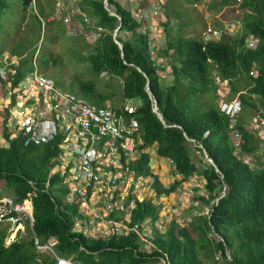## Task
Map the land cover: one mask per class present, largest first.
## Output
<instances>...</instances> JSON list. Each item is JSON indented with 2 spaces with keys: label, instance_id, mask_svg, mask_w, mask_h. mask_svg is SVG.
Returning <instances> with one entry per match:
<instances>
[{
  "label": "trees",
  "instance_id": "16d2710c",
  "mask_svg": "<svg viewBox=\"0 0 264 264\" xmlns=\"http://www.w3.org/2000/svg\"><path fill=\"white\" fill-rule=\"evenodd\" d=\"M107 1L108 5L115 6L119 18L110 13L102 0L77 2L81 10L97 17L105 29L90 44L82 33L67 34L59 18L42 22L41 18L46 19L53 12L57 0H35L34 3L20 0L19 17L10 18L15 20L13 23L27 27L25 34L9 49L11 55L20 56L14 72H8L11 82L15 85L32 70L35 58L43 73L66 87L57 73L49 70V60L55 65L57 58L51 57L41 43L38 47L36 41L41 35L44 44L46 40L54 42L57 36L67 38L71 49L78 51L76 59L90 74L86 78L74 77L67 84L72 87L67 88L97 104H105L114 95L113 91L106 93L99 88V76L106 71L109 77L104 86L115 87L120 82L122 98L133 99L137 104L128 117H136L141 142L137 144V156L128 165L137 175L152 177L151 188L157 195L174 191L189 175H200L205 191L195 193L194 199L202 206L212 201L210 214L192 215L184 225L171 217L163 232L155 231L150 252L138 255L133 253L138 245L134 234L99 240L71 232L70 214L56 206L64 190L62 177L59 171L50 173L59 137L41 143L25 142L21 131L12 134L8 130L6 115L2 116L3 136L7 142L0 143V187L17 199L29 198L35 232L42 239L54 234L56 250L65 256L75 252L73 257L83 264H152L147 255L156 260L162 253L169 264H203L202 256L209 257L214 264H264V153L259 151L262 137L255 128L250 130L243 124L247 108L264 117V0L239 3L240 8H245V16L243 29L235 36L203 39L178 31L168 36L166 47L159 55L167 58L171 71L169 83L162 81L160 59L150 51L147 31L141 29L127 7L117 0ZM235 1L221 0L220 4ZM10 6V0H0V33L4 35L18 29L12 25L2 26V17L13 11ZM165 15L167 19L171 17L169 11ZM50 24L54 32L48 30ZM118 25L115 38L122 47L113 37ZM249 34L257 38V45L245 48L243 44ZM4 51L5 44L1 42L0 53ZM252 68L256 73L251 75ZM215 77L226 82L228 98L237 96L242 103L237 119L239 150L231 137L229 119L216 99ZM153 101L161 117L153 110ZM151 145L156 147L157 156L172 160L171 169L181 174L180 178H173L167 185L160 180L152 170L151 155L146 150ZM245 155H253L258 166L253 167L244 159ZM29 180L33 181V186ZM223 188L224 194L215 199ZM157 208L151 200L138 201L133 219L147 214L156 217ZM211 231L221 238L209 236ZM5 233L6 226L0 224V264L52 263L48 254L34 250L29 229L9 244L4 242ZM80 244L85 247L83 250L79 249Z\"/></svg>",
  "mask_w": 264,
  "mask_h": 264
},
{
  "label": "built area",
  "instance_id": "2783aa9c",
  "mask_svg": "<svg viewBox=\"0 0 264 264\" xmlns=\"http://www.w3.org/2000/svg\"><path fill=\"white\" fill-rule=\"evenodd\" d=\"M103 1L107 3V0ZM69 12L79 14L73 4ZM55 13L59 15L60 10L56 9ZM80 18L90 24L86 32L88 40H96L101 35L102 27L87 14L81 13ZM64 20L70 22V17L65 16ZM255 40L249 37L246 46L253 47ZM17 62L16 56L8 53L0 55V88L2 80L7 82L4 85L7 120L14 129L12 132L17 130L25 135V142L41 143L59 137V148L52 157L54 163L50 173L59 171L62 177L64 190L56 206L70 214L71 232L88 239L104 240L134 234L139 242L133 248L134 254L148 252L154 229L163 230L166 223L160 213L156 218L148 215L133 219L138 201L148 195L147 178L138 176L128 165L137 153L140 142L137 137L138 121L134 116L128 117L137 104L129 100L125 102L123 111H116L108 104H97L61 87L36 67L29 76L11 87L8 72H14L13 66ZM249 73L255 74L256 71L251 69ZM214 83L220 109L229 116L233 127L241 110V101L238 97L227 98L225 81L215 78ZM262 126L264 119L260 118L245 124L250 130H257V127L259 130ZM231 133L239 150L240 132L234 128ZM29 183L33 186V181L29 180ZM45 184L48 185V180ZM183 193L189 194L191 189L183 190ZM223 193L224 190L220 195ZM64 205H69V208H64ZM168 208L171 211L175 209L170 205ZM210 210V205H205L201 211L191 206L193 214L209 213ZM187 221L185 218L180 222L185 224ZM0 224L6 226L5 244L17 240L29 229L34 250L48 254L52 264H81L58 253L54 235L42 239L35 232L29 198L17 199L1 187ZM79 249H84V246L80 244ZM147 257L152 259V264H169L165 254L157 255L156 260L152 255Z\"/></svg>",
  "mask_w": 264,
  "mask_h": 264
},
{
  "label": "crops",
  "instance_id": "0c3cea01",
  "mask_svg": "<svg viewBox=\"0 0 264 264\" xmlns=\"http://www.w3.org/2000/svg\"><path fill=\"white\" fill-rule=\"evenodd\" d=\"M79 0H76L78 2ZM120 3L127 7L134 17H136V21L139 22V25L142 30H146L149 38V48L150 51H153L152 49H156L153 51V56L157 57L161 61H165L167 59L165 56L159 55V51L164 49L166 47V40L168 36H171V34L176 33L177 31L182 34H195V31L193 29H198V21L194 18V16H201L203 20L204 27L202 28L201 33H206L207 37H217L221 38L222 34L225 38H228L229 35L226 37V33L229 34L228 25L232 23L233 25L236 23L238 28H242L243 18L245 16V11L240 8L239 4L233 3V4H224L221 5V0H212V1H199L198 5H193V1L195 0H119ZM187 1H190L192 7L190 6V12H186L181 10L180 13L183 14L184 19L182 21H179L175 14V9L179 8L183 3H186ZM70 2H73L74 7H76L75 0H70ZM161 11L155 16L151 13V11L155 8H160ZM172 8V9H171ZM174 8V10H173ZM173 10V11H172ZM166 11H169V14L171 17L167 19V16L165 15ZM142 12V16L140 19V13ZM218 20V21H217ZM210 21V22H209ZM212 21V22H211ZM214 22V23H213ZM211 24L212 29L210 31H204L206 24ZM210 25V26H211ZM224 25V26H223ZM227 25V26H226ZM208 28V27H207ZM199 31V29H198ZM164 35V38L162 40H159L158 35ZM203 33V34H204ZM201 34V36H203ZM232 36H235L236 34H231ZM208 38V39H210ZM160 61V62H161ZM4 99V95L1 92L0 95V143H6V139L3 136V123H2V106L1 103ZM4 100H7V96ZM109 104V103H106ZM155 149V155L153 158H151L150 163L152 170L158 174L159 178H161L160 173H158V169L162 163L165 164L166 160L163 157L157 156L156 154V147L153 145ZM263 159V158H262ZM167 165V163L165 164ZM171 168V167H170ZM172 173V169H171ZM176 174H173L175 176ZM165 176V175H164ZM196 180L204 182V179L200 175L192 174L189 175L185 180L181 182L182 186H188L190 187L192 183L196 184ZM197 185V184H196ZM204 187L200 183L196 186V191L198 188ZM204 192V191H200ZM172 198L178 199V197L181 195L179 191H173L171 194ZM176 195V196H174ZM181 197V196H180ZM185 201V197L183 198ZM182 202V204H186L185 202ZM184 206V205H183ZM197 207H202V203H198ZM164 213V212H163Z\"/></svg>",
  "mask_w": 264,
  "mask_h": 264
},
{
  "label": "rangeland",
  "instance_id": "374dc122",
  "mask_svg": "<svg viewBox=\"0 0 264 264\" xmlns=\"http://www.w3.org/2000/svg\"><path fill=\"white\" fill-rule=\"evenodd\" d=\"M117 1H119V0H117ZM10 4H11L10 7H12L13 11L6 12L4 17H2V19H1L2 26H3V28H5L7 25H12V26L18 27V29L14 28L11 33L6 34V35H4V32L0 33V43L1 42L4 43L5 48L8 51L20 39L21 35L25 34L24 31L27 27L26 24L25 25L19 24V22L13 23L15 20L12 21L13 19L10 18V16L19 17L18 16V14H19L18 9H20V0H10ZM190 6L192 7L190 1H187L186 3H183L179 8H176L175 15L177 18H179L178 19L179 21H182L184 19L183 14L180 13V11L181 10L184 11V9H185L186 12H190L189 11ZM194 18L198 21L197 28L199 29V31H198V29H193V31H195V35H197L199 38H203L205 36L203 34L204 32L201 33L202 28L204 27L203 20H202L203 17L201 18V16L198 15V16H194ZM210 25L211 24H209V23L206 24L204 31H206L207 27H210L212 29L213 25H211V26ZM227 25L229 26L228 30H227L229 32V34L226 33V37L228 35L230 37L231 34H238L242 31V28H238L236 23L234 25L232 23L227 24ZM49 27H50V28H48L49 31L51 29L53 30V32L55 31V29L52 27V24H50ZM201 34H203V36H201ZM71 35H73V34H71ZM158 35H160V33ZM222 37L225 38L223 34H222ZM163 38H164V35H160L158 39L162 40ZM33 39H35V38H33ZM36 43H38V40L36 41ZM38 45H40V42L38 43ZM41 45H43L44 49L51 54V57L57 58V63L55 65L52 64V60H49V62H48L49 70L55 71L57 73L58 79L63 82V84L66 86V88L72 87V86H69L67 84L74 77L86 78L90 75L88 72H86V70L82 66V62H79L76 59V53H78V51L74 52L71 49L70 42L67 38L57 36V38L54 42H50L49 40H46L45 44L41 43ZM152 50L155 51L156 49L153 48ZM162 56H164V55H162ZM160 64H161L160 71H161L162 79H163L162 81L164 83L171 82V71H170V67H169L167 59H165V61H161ZM108 77L109 76L106 73H101V75L99 76V88L104 90V92H106V93L113 91L114 95L109 100H107L106 103H109L110 105H114V106H120L124 102L123 98H122V94H121L122 90H121L120 82L115 87H106V86H104V83L107 82ZM253 114H254L253 110L247 108L243 118L251 119V117H253V116H255V117L258 116V114H254V115ZM260 125L261 124L259 123V126ZM258 127H257V130H258ZM259 132H260L259 134L262 137H264V126L259 128ZM147 150L150 152L151 158H153L155 155L154 147L150 146L147 148ZM198 157H200L199 154H198ZM244 159L249 161L253 167H257V164L254 162V156L253 155H245ZM263 159H264V157H263ZM165 164H166V162H165ZM165 164L162 163L160 165V167L157 169H158V173H160V175H161L160 180L162 182H164V184L167 185L173 178H172V174H171L170 164H168V163H167V165H165ZM198 183H199V185H200V183L203 185L202 181L196 180L197 185H198ZM198 188L199 189H197L196 193H199L200 191H205L204 187L200 188L198 186ZM147 193L150 195L152 200L158 201L159 197L154 196V191L149 188V185H147ZM174 196H176V195H174ZM147 197H148V195H147ZM176 198H172L170 193L168 194V196L162 197L163 205L161 206V209H162L161 213H162V216L167 218V219L172 214L179 221H181V220L185 219L182 215L183 212L185 214H188V210L186 207L190 208V206L188 205L189 201H184L186 204H182V201H179L182 205L186 206V207L183 206L182 210H181V208L177 206L178 200L176 201ZM169 205L172 207H175V209L171 211V209L168 208ZM179 210H181L182 214L179 212ZM202 258H203V264H214L209 257L202 256Z\"/></svg>",
  "mask_w": 264,
  "mask_h": 264
},
{
  "label": "clouds",
  "instance_id": "9594fccd",
  "mask_svg": "<svg viewBox=\"0 0 264 264\" xmlns=\"http://www.w3.org/2000/svg\"><path fill=\"white\" fill-rule=\"evenodd\" d=\"M33 3H34V1L35 0H31ZM103 1V0H102ZM199 1L201 2V1H212V0H195V1H193V5H198L199 4ZM242 0H236L235 1V3H237V4H239L240 2H241ZM120 2V1H119ZM75 3H76V7L78 8V11H79V14H73V13H70L69 12V9H71V5L73 4V2L71 3L70 2V0H57V2H56V4H55V7H54V9H53V12L49 15V17H47L46 19H43V18H41L42 19V22L44 23V21L46 22V21H48V20H50V19H53V18H59V19H61L62 20V22H63V25H64V27H65V31H66V33L67 34H69V35H71V34H76L77 32H79V33H82L83 35H84V37H85V39H86V41L88 42V43H94L102 34H103V32H104V28H103V26H101L100 24H99V22H98V19H97V17H95L93 14H91V13H89V12H86V11H84V10H81L80 8H79V6L77 5V2H76V0H75ZM103 3H104V1H103ZM104 5L107 7V9H109L110 10V13L111 14H115L118 18H119V16L117 15V13L115 12V6L114 5H108V1H107V3L105 4L104 3ZM56 9H59L60 10V14L59 15H56ZM161 11V6H160V8H155V9H153L152 11H151V13L153 14V15H157L159 12ZM81 13H84V14H87V15H89L90 17H92L93 18V22H95V23H97L98 25H100L101 27H102V32H101V35L96 39V40H94V41H89L88 40V38H87V35H86V32H87V27H89L90 26V24H86V23H84L83 22V20L80 18L81 17ZM133 15V14H132ZM143 14H142V12L140 13V19H141V16H142ZM65 16H68V17H70V22H65V20H64V17ZM134 17V16H133ZM134 18H136V17H134ZM44 20V21H43ZM138 22V21H137ZM118 27H119V25L117 26V27H115L114 28V30H113V37H114V39H115V42H117V44H118V42H120L119 40H117L116 38H115V36H116V32H117V29H118ZM207 31H210V30H213V29H211L210 27H208L207 29H206ZM204 37H203V39H208V38H210V37H207V35H206V33H204ZM253 37V38H255L256 40H255V45L253 46V47H255L256 45H257V38L253 35V34H249V35H247V38H246V40H245V43L243 44V46L245 47V48H250V47H248V46H246V41L249 39V37ZM211 38H213V37H211ZM215 38H217V37H215ZM42 35H41V37H40V39H39V41H38V43L40 42V43H42ZM121 43V42H120ZM119 45V44H118ZM38 47H39V45H38ZM38 51V49L36 50V52ZM3 53H8V54H10L9 53V51L8 50H6V51H4V52H2V53H0V55H2ZM11 55V54H10ZM12 56H16L17 58H18V62H17V64L16 65H14L13 66V68L14 67H16L18 64H19V60H20V56L18 55V54H14V55H12ZM32 64H33V69L32 70H30V71H28L26 74H25V76L23 77V78H21L20 80H22V79H24V78H26L27 76H29L30 75V73L34 70V68L36 67L37 69H38V71L39 72H41V73H43L38 67H37V64H36V60H35V58H33L32 59ZM252 69H254V68H252ZM255 70V69H254ZM256 71V70H255ZM9 72H11V71H9ZM250 72V71H249ZM12 73V72H11ZM102 73H106V71H103ZM43 74H45V73H43ZM107 74V73H106ZM250 74V73H249ZM45 75H47V74H45ZM252 75V74H251ZM47 76H49V75H47ZM10 77V76H9ZM49 77H51V76H49ZM53 80H54V82L57 84V82L55 81V79L53 78V77H51ZM215 78H218V77H215ZM215 78H214V80H215ZM220 79V78H219ZM19 80V81H20ZM18 81V82H19ZM17 82V83H18ZM2 83H3V85H2V87L0 88V95H1V92L3 93V95H4V99L6 98V95H5V91H4V85L5 84H7V82L5 81V80H2ZM16 83V84H17ZM15 84V85H16ZM10 85H11V87H15V85H13V83L11 82V78H10ZM59 85V84H58ZM214 85H215V83H214ZM61 86V85H60ZM61 87H63V86H61ZM63 88H65V89H68V88H66V87H63ZM68 90H70V89H68ZM70 91H72V92H75V91H73V90H70ZM215 92H216V87H215ZM76 93V92H75ZM78 94V93H77ZM80 95V94H79ZM81 96H83V95H81ZM216 99H217V102H218V95H217V93H216ZM13 96H11V98H12ZM85 97V96H84ZM235 97H237V96H234L233 98H235ZM14 98V97H13ZM228 98V97H227ZM3 99V101H2V103H1V106H2V110H1V113H2V116L3 115H6V121H7V123H8V130L12 133V134H14V133H16L17 132V130H16V132H12V131H14V129L12 128V126H11V123H9L8 122V120H7V111H6V106H7V102H6V100H4ZM228 99H232V98H228ZM129 100H132L135 104H136V102L133 100V99H126V98H124L123 99V103L120 105V106H117V107H115V106H113V105H110V104H108V105H110L114 110H116V108H119V110H116V111H123L124 110V104H125V102L126 101H129ZM91 101V100H90ZM94 102V101H93ZM96 103V102H95ZM106 104V103H105ZM102 105V104H101ZM218 105H219V103H218ZM137 106V105H136ZM156 106V104L154 103V101H153V110L154 111H156V112H158L157 111V106ZM219 108H220V106H219ZM221 110V109H220ZM241 110H242V103H241ZM241 110H240V112H239V114H238V116H237V119L239 118V115H240V113H241ZM135 111V110H134ZM222 111V110H221ZM224 112V111H223ZM225 113V112H224ZM124 114H128V113H124ZM226 114V113H225ZM227 115V114H226ZM262 116V115H261ZM227 117H228V119H229V125H230V118H229V116L227 115ZM255 116H253V117H251V119H245L244 118V121H243V124H244V126H245V124L247 123V122H249L250 120H252L253 118H254ZM263 117V116H262ZM262 117H260V115H258V116H256L255 118H260V119H264V117L262 118ZM136 118V117H135ZM139 125V124H138ZM231 126V125H230ZM231 132H232V130L235 128V129H238V126H237V121H236V123L233 125V127L231 126ZM239 131V130H238ZM258 133H260L259 132V130H256ZM240 132V131H239ZM139 135H137V137H138ZM231 137H232V133H231ZM262 137V136H261ZM140 139V138H139ZM232 140H233V138H232ZM140 142H141V139H140ZM233 142H234V140H233ZM139 143V142H138ZM235 144V143H234ZM262 145V146H261ZM261 145H260V149H259V151H261V152H263L264 153V137H262V143H261ZM151 146H153V145H151ZM148 147H150V146H147L146 147V150H147V148ZM138 148V147H137ZM138 152H139V150L137 151V153L131 158V159H133V158H135L136 156H137V154H138ZM264 155V154H263ZM161 157V156H160ZM264 157V156H263ZM164 158V157H163ZM205 158L209 161V162H212V159L211 158H209V157H207V155H205ZM165 160H166V163H168V164H171L172 163V160L171 159H169V158H164ZM263 161H264V159H263ZM258 166V165H257ZM51 170V169H50ZM133 170V169H132ZM134 171V170H133ZM135 172V171H134ZM172 175L173 174H176L175 176H173L172 178H175V177H177V178H180V176H181V174H179L178 172H174L173 173V169H172V173H171ZM138 176H144V177H146L147 178V180H148V185H149V188L150 189H152L151 188V179H152V177L150 176V175H138ZM173 180V179H172ZM171 180V181H172ZM182 182V181H181ZM164 183V182H163ZM203 184H204V182H203ZM196 184L195 183H192L191 184V186L190 187H188V186H182L181 185V183L177 186V188L174 190V191H179V193H181V197L179 196L178 197V199H176V201H177V206L178 207H180L181 208V210H182V207H183V205L179 202V201H184L183 200V198L185 197V201H189V203H188V205L190 206V208L189 207H186V206H184V207H186L187 208V210H188V214H185L184 212H183V214L181 213V210H179V212L183 215V217L184 218H187L188 219V221H187V223L190 221V219H191V216L192 215H195V214H193L192 213V211H191V206H193V207H195V209H197L198 211H201L202 209H203V207L205 206V205H203L202 206V208L201 209H199V207H197V204H198V201L196 200V199H194V194L196 193ZM3 189V188H2ZM146 189H147V187H146ZM189 189H191V193H189V194H187V193H183V190H189ZM4 191H6L5 189H3ZM153 190V189H152ZM222 190H224V188L222 189ZM222 190L220 191V193L222 192ZM154 191V190H153ZM7 192V191H6ZM173 192V191H172ZM172 192H170V194L172 193ZM8 193H10V192H8ZM220 193H219V195L215 198V199H218L221 195H220ZM12 194V193H11ZM148 194V193H147ZM169 194V193H168ZM168 194H164V193H162V194H159V195H157V194H155L154 193V196H158L159 198H158V201H156V200H152V198L150 197V195L147 197V198H145V199H143V200H146V199H148V200H151L154 204H156L157 205V211H158V215L157 216H159L160 214H162L161 213V206L163 205V200H162V197H166V196H168ZM224 194V193H223ZM222 194V195H223ZM161 197V198H160ZM142 201V200H141ZM211 204H212V201L210 202V203H208L207 205H210L211 206ZM211 211V210H210ZM160 213V214H159ZM201 213H204V212H201ZM204 214H207V215H209L210 214V212L209 213H204ZM148 215H150V216H152L151 214H147L146 216H148ZM156 216V217H157ZM145 217V216H144ZM153 217V216H152ZM156 217H154V218H156ZM171 217H174L172 214H171V216L167 219V218H165V223H166V225H165V228L163 229V230H158V229H154V231H153V233H152V237L154 236V234H155V231H160V232H163L165 229H166V227H167V224H168V222L170 221V219H171ZM176 218V217H175ZM177 219V218H176ZM178 220V219H177ZM178 222L181 224V225H184V224H182L179 220H178ZM187 223H185V224H187ZM211 232H215V231H211ZM211 232H209V236H211V237H214L215 239H220L221 237L219 236V234H217L216 232L213 234V233H211ZM6 234V233H5ZM215 234H216V236H215ZM51 235V234H50ZM52 235H54V234H52ZM131 235V234H130ZM82 236V235H81ZM82 237H84V236H82ZM121 237H123V236H121ZM152 237H151V239H152ZM84 238H86V237H84ZM4 239H5V237H4ZM86 239H88V238H86ZM97 239H99L100 240V238H97ZM110 239H112V238H110ZM110 239H108V240H110ZM113 239H116V238H113ZM101 240H104V239H101ZM152 242V241H151ZM82 245V244H81ZM138 245H139V242H138ZM137 245V246H138ZM137 246H135V247H137ZM85 248V247H84ZM151 248V247H150ZM81 250H83V249H81ZM59 253V252H58ZM134 253V252H133ZM59 254H61V253H59ZM75 254V252H73L72 254H70V255H68V256H65V255H62V256H65V257H71L72 258V260H74V261H80L81 262V264H83V262L80 260V259H76V258H74L73 257V255ZM163 254V253H162ZM162 254H160V255H162ZM228 257H230V256H228ZM52 263H53V261H52ZM52 263H50V264H52ZM111 263H113V262H111ZM119 263H122V262H119ZM108 264V263H107ZM123 264H133V263H123Z\"/></svg>",
  "mask_w": 264,
  "mask_h": 264
},
{
  "label": "water",
  "instance_id": "95a60500",
  "mask_svg": "<svg viewBox=\"0 0 264 264\" xmlns=\"http://www.w3.org/2000/svg\"><path fill=\"white\" fill-rule=\"evenodd\" d=\"M118 44H119V47H122V43H120V42H118ZM147 89H148V91H149V87L147 86ZM158 114H159V112H157ZM160 115V114H159ZM160 117H161V115H160Z\"/></svg>",
  "mask_w": 264,
  "mask_h": 264
}]
</instances>
